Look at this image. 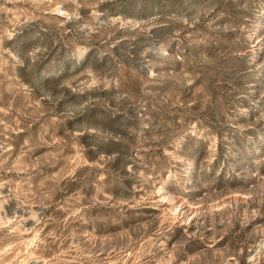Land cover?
Masks as SVG:
<instances>
[{"label":"rangeland","instance_id":"374dc122","mask_svg":"<svg viewBox=\"0 0 264 264\" xmlns=\"http://www.w3.org/2000/svg\"><path fill=\"white\" fill-rule=\"evenodd\" d=\"M0 264H264V0H0Z\"/></svg>","mask_w":264,"mask_h":264}]
</instances>
